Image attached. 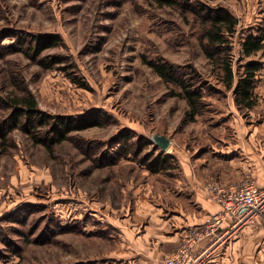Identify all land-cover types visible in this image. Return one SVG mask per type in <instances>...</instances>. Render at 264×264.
I'll return each mask as SVG.
<instances>
[{
	"label": "rangeland",
	"instance_id": "rangeland-1",
	"mask_svg": "<svg viewBox=\"0 0 264 264\" xmlns=\"http://www.w3.org/2000/svg\"><path fill=\"white\" fill-rule=\"evenodd\" d=\"M220 7L237 22L227 36L234 66L252 58L264 62L262 50L245 56L241 45L264 23V0H172L170 5L159 0H0V69L11 61L19 64L39 110L55 118H98L97 125L81 126L68 136L93 145L98 141L105 144L102 150L113 151L123 148L117 137L127 130L134 138L164 133L171 144L162 151L179 164L185 135L200 139L207 129L203 119L216 118L223 99L228 105L230 90L217 81L220 67L206 58L199 37L206 14ZM38 33L61 37L43 52L59 62L39 64L18 50L22 34L28 43ZM144 58L168 60L189 81L201 82L205 114L190 119L186 100L172 93L179 88L159 77ZM7 135L6 142L0 141V264H115L108 257L110 243L86 233L101 228L102 236L119 238L109 218L116 222L121 204L133 199L129 181L137 180L134 174L126 167H95L71 139L48 151L17 127ZM256 264L264 259L257 257Z\"/></svg>",
	"mask_w": 264,
	"mask_h": 264
},
{
	"label": "trees",
	"instance_id": "trees-1",
	"mask_svg": "<svg viewBox=\"0 0 264 264\" xmlns=\"http://www.w3.org/2000/svg\"><path fill=\"white\" fill-rule=\"evenodd\" d=\"M159 1L164 5L172 4V0ZM236 24V19L228 9L217 8L214 14H206L204 17L199 37L201 49L206 58L212 61L215 66L220 67L221 74L219 78L217 76V81L223 85L224 89L230 90V93L233 94L237 110L244 112L255 103L253 89L258 80L255 75L261 68L262 61L252 58L247 60L245 64L234 66L232 47L227 36L234 33ZM258 31L257 34L249 33L242 41V52L245 56L255 55L261 50L264 52V23L259 26ZM24 36L26 35L22 34L18 38L19 51H22L25 55H31L32 59H35L39 64L48 65L50 63L52 65L60 61L58 56H43V52L47 48L54 47L59 43L61 39L59 35L38 33L30 36L28 43L25 41ZM2 48L4 49V47ZM143 61L164 81L172 83L174 87L177 86L179 88V90L173 88L172 93L186 100L190 119H194L197 115L205 114L201 109L205 98L201 82L197 84L189 81L179 72L176 65L168 60L144 58ZM10 65L7 64L4 71L0 69V141H7V130L12 127H17L26 133H30L35 139L34 142L42 144L48 151H52L57 142L60 143L66 139H71L95 167L113 169L126 167L129 172L134 174L141 185H150L154 192L173 191V187L180 176V166L175 161V156L166 155L162 150H157L158 147L152 142L149 135L145 134L143 138H134L130 136V131L127 130V133L117 137V144L123 145V148L120 147V150L116 148L113 151L109 149L102 150L105 144L103 146L101 142H94L95 145H93L92 141L86 142L84 138L77 135L68 136V132L81 126L97 125L98 118L95 116H84L80 117L81 119H73L71 116L55 118L39 110L37 100L28 89L19 64L11 61ZM217 105L218 107L215 109L216 118L212 116L205 119L203 116L202 123L207 126V129L201 130L200 139L193 138V134L185 135L182 143L184 152L187 149L199 154L201 147L203 149L207 148L209 144L207 137H212L215 132L214 128L222 121L223 115L227 113V102H225V99L221 101V104L218 103ZM78 141H82L81 146L78 145ZM147 144L152 145L151 150L147 148ZM95 146L97 155L95 150L93 152ZM128 153H133L134 158H129ZM117 154L125 155V158L119 159L115 157ZM13 229L17 230V228ZM100 229L88 232L86 236L93 239L98 236L100 240L95 241L110 243L109 247L112 249L113 240L107 235L102 236ZM25 237H27V234H25ZM14 245H16L15 250L19 251V246L17 244ZM2 258L0 256V260Z\"/></svg>",
	"mask_w": 264,
	"mask_h": 264
},
{
	"label": "crops",
	"instance_id": "crops-1",
	"mask_svg": "<svg viewBox=\"0 0 264 264\" xmlns=\"http://www.w3.org/2000/svg\"><path fill=\"white\" fill-rule=\"evenodd\" d=\"M255 76L254 105L238 111L233 94L228 95L227 113L207 137V148L199 154L185 150L173 191L154 192L150 185L129 181L133 199L121 204L116 222L109 218L119 232L107 249L113 263L163 264L189 230L220 209L208 183L264 182V62ZM257 257L264 259V215L221 246L209 264H256Z\"/></svg>",
	"mask_w": 264,
	"mask_h": 264
},
{
	"label": "built area",
	"instance_id": "built-area-1",
	"mask_svg": "<svg viewBox=\"0 0 264 264\" xmlns=\"http://www.w3.org/2000/svg\"><path fill=\"white\" fill-rule=\"evenodd\" d=\"M206 188L220 209L189 230L163 264H207L221 246L264 214V182L246 178L237 184L211 182Z\"/></svg>",
	"mask_w": 264,
	"mask_h": 264
},
{
	"label": "water",
	"instance_id": "water-1",
	"mask_svg": "<svg viewBox=\"0 0 264 264\" xmlns=\"http://www.w3.org/2000/svg\"><path fill=\"white\" fill-rule=\"evenodd\" d=\"M149 137L152 140V142L156 146H159L160 149L163 151L166 150L171 144V138L164 133H161V134L151 133Z\"/></svg>",
	"mask_w": 264,
	"mask_h": 264
}]
</instances>
